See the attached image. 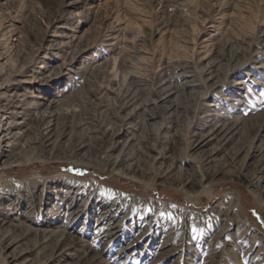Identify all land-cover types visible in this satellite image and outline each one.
<instances>
[{"label": "rangeland", "instance_id": "obj_1", "mask_svg": "<svg viewBox=\"0 0 264 264\" xmlns=\"http://www.w3.org/2000/svg\"><path fill=\"white\" fill-rule=\"evenodd\" d=\"M0 101L27 264H264V0H0Z\"/></svg>", "mask_w": 264, "mask_h": 264}, {"label": "bare ground", "instance_id": "obj_2", "mask_svg": "<svg viewBox=\"0 0 264 264\" xmlns=\"http://www.w3.org/2000/svg\"><path fill=\"white\" fill-rule=\"evenodd\" d=\"M218 79L219 78H216L215 77V75H213V74H210V76H209V78H208V80H210L211 82H213V83H215V82H217L218 81ZM22 82V81H21ZM241 84V82H234L233 83V86L236 88V89H238V87L237 86H239ZM3 94V93H2ZM8 94V93H7ZM11 95V94H10ZM8 96H9V94H8ZM7 96V97H8ZM16 96V95H15ZM20 96V95H19ZM165 97H168L169 96V94H166V95H164ZM163 96V97H164ZM5 97V96H4ZM17 97V96H16ZM8 98H10V97H8ZM18 98V97H17ZM16 98V99H17ZM15 99V100H16ZM20 99V98H19ZM22 100V99H21ZM131 100V99H130ZM16 101H18V100H16ZM1 102V101H0ZM10 102V101H9ZM126 103V102H125ZM132 103V102H131ZM3 104V103H2ZM16 104V103H15ZM1 105V104H0ZM18 106H15L14 104H9V106H6V107H4V108H2L1 110H0V112L3 114L2 115V117L0 118V147H3V151H1V153H0V167H7V166H9V165H13V163H17V162H19V161H21V157H23L22 159H25L26 158V155H24L25 154V152H23L24 154H17L18 156H16V157H14V147L18 144V143H16V139L18 138L13 132H12V129H13V124H12V122L10 121L11 119H10V117L9 116H7V115H11V114H14V108H17ZM133 111L132 112H129L126 116H125V118H124V121H127L128 119H131L132 117H133ZM16 125H19V124H16ZM129 127H132V126H127V128H129ZM46 129V128H45ZM233 130H234V128L233 127H227L225 124H221V123H215L214 125H213V127L212 128H210V130L209 131H207V133H205L203 136H202V138H201V140L203 141V143H202V145H206V144H208V143H210L211 141H213V140H215V139H219V140H223V141H227L229 138H230V134L231 133H233ZM45 131V130H44ZM129 134H131V133H129ZM46 136V139H45V148H47L46 149V151L48 150L49 152L50 151H52L53 152V150H56V148L57 147H59L58 145L57 146H55L56 145V143H54V142H52V129H48L47 131H46V134H45ZM124 136V135H123ZM132 139H130V138H128L127 139V141H125V144H124V146H127V145H129L130 144V141H131ZM31 144V143H30ZM19 145H21V144H19ZM32 145V144H31ZM33 146V145H32ZM40 146V145H39ZM38 146V147H39ZM24 147V146H23ZM35 147H36V145H35ZM83 149V146H80V147H78L76 150H74L73 152H72V154H78V153H80L81 152V150ZM20 150V149H19ZM18 151V150H17ZM57 151V150H56ZM12 158V160L13 161H11V164H10V162H8V160L10 161V159ZM32 157V156H31ZM121 164V160H120V158L119 159H117V157H116V160L114 161V165H117V166H119ZM122 166V165H121ZM132 170V167H129L128 168V170H127V172H130ZM135 171V170H134ZM133 173V172H132ZM99 213V212H98ZM105 216H104V218L106 217L107 218V212L105 211L104 213H103ZM6 219V218H5ZM6 223H8V221H2V220H0V228L2 227V226H10V228L11 227H15V226H13V225H9V224H6ZM9 223H11V222H9ZM108 224H110V223H108ZM107 224V225H108ZM113 224V223H112ZM53 223H51L50 225H49V227H53ZM4 226V227H5ZM5 227V228H7L4 232V234H2V238L0 239V241H2V242H4V244H5V246L4 247H2L3 249H5V250H7V251H9V253L8 254H6L5 255V259H6V263H8V264H27L28 262L26 261V259H25V257H24V252L22 253V254H20V255H15L14 253H12V252H14L15 251V249L17 248V247H19L20 246V240L19 239H17V238H11V235H12V231L11 230H9L8 228L9 227ZM113 227H115L116 228V224H113ZM3 228V227H2ZM15 229V228H14ZM3 231V230H2ZM25 231V230H24ZM31 230L27 227L26 228V233L27 232H30ZM41 236H42V240L44 241V242H47V241H49L50 239L52 240L53 239V237L55 236V233H54V231H52V230H49V229H42L41 230ZM65 237V236H64ZM62 239H63V237L61 236L60 238H58V242H60V241H62ZM51 240H50V242H51ZM55 240V239H54ZM54 242V241H53ZM54 244V243H53ZM55 245V244H54ZM49 246V245H48ZM55 248H58V247H55ZM53 254V253H52ZM56 255V254H55ZM93 259V258H92Z\"/></svg>", "mask_w": 264, "mask_h": 264}]
</instances>
